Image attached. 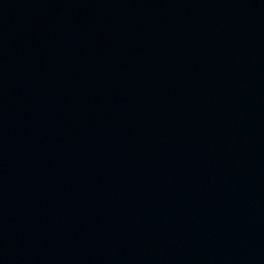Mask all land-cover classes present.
I'll use <instances>...</instances> for the list:
<instances>
[{
  "label": "water",
  "instance_id": "water-1",
  "mask_svg": "<svg viewBox=\"0 0 264 264\" xmlns=\"http://www.w3.org/2000/svg\"><path fill=\"white\" fill-rule=\"evenodd\" d=\"M0 264H264V0H0Z\"/></svg>",
  "mask_w": 264,
  "mask_h": 264
}]
</instances>
